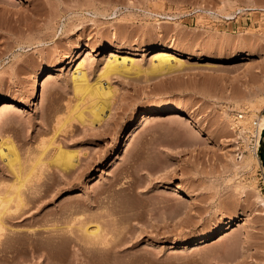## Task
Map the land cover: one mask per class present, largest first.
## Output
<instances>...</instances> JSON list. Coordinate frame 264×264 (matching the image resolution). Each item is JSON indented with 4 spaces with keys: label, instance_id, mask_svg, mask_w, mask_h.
<instances>
[{
    "label": "rangeland",
    "instance_id": "obj_1",
    "mask_svg": "<svg viewBox=\"0 0 264 264\" xmlns=\"http://www.w3.org/2000/svg\"><path fill=\"white\" fill-rule=\"evenodd\" d=\"M163 46L180 49L182 69L146 74ZM123 56L143 71L104 77L111 107L93 125L79 120L78 62L93 85ZM46 70L52 76L36 109L32 89ZM259 95L264 0H0V139L12 141L24 187L34 190L28 220L13 223L21 242L0 264H263L264 133L256 170L237 171L231 159L264 113L245 97L257 103ZM160 110L135 136L121 135L112 159L120 128ZM176 110L188 114L168 117ZM239 114L245 131L234 124ZM59 146L77 154L74 167L53 160ZM16 183L0 157V197L15 195ZM87 222L99 225L100 237L83 232ZM53 223L60 244L32 248L52 236Z\"/></svg>",
    "mask_w": 264,
    "mask_h": 264
},
{
    "label": "bare ground",
    "instance_id": "obj_2",
    "mask_svg": "<svg viewBox=\"0 0 264 264\" xmlns=\"http://www.w3.org/2000/svg\"><path fill=\"white\" fill-rule=\"evenodd\" d=\"M166 50H167L166 47L164 46L161 47V49L159 50L160 53L156 55V59L152 61L149 69L144 70L146 74L163 75V74H169L172 72H176L182 69L184 62L181 58L176 56L178 55L179 53L178 51H180V49L173 50L172 54H169ZM85 65H86L85 61L80 60L78 62L77 69L79 73H81V75H78V74L73 75L75 90L76 92H78V94L82 95L81 99H79V101L80 100L82 101L81 103L79 102L76 105V108H75L76 112H74L75 113L74 116L79 118V120L81 119L82 121H86L88 120V118H90L91 124L93 125L95 121L100 122L103 120V113L106 111L107 108L111 107V98L114 96L113 95L114 90H112L111 86L109 85L104 86L102 79L104 77H108L112 73H124V74L132 73V72L139 73L143 70L138 66V64L135 62L133 58L129 59L127 56H123L121 59H119L118 57H114L113 59L107 62L106 66L104 67L103 74L100 75L96 83L92 85L91 83H88L87 81L88 78L87 76H85L86 72L83 71L85 70L84 69ZM51 76H52V72L50 70H46L44 75L40 78V80L33 87L32 95H31V102H32L33 108H36V109L39 108V99L41 97V90L47 86ZM254 96H256V94ZM86 97H88V99L91 102V103L89 102L90 109L83 107V104L84 106H86L85 102L82 104L83 100L86 99L87 101ZM245 98L247 99L251 107L255 109H259L260 107H262L264 109V96L261 97L259 100L257 99L258 100L257 103H255L254 100H252L249 96ZM243 100H244V97H243ZM0 103H1V100H0ZM5 106L11 107L12 105H8L7 103ZM85 108L87 109V111L89 110V117L87 115L88 113ZM163 113L164 111H161V110L154 111V112H145V113L135 116L133 125L130 127L128 131H126L124 127H121L119 130L120 133L118 134V137L115 138V141H113V145L111 149L112 159L115 156L117 157L121 151V135L122 134H124L125 132H126L125 134L130 132L129 136H135L139 132V129L142 124H144L145 122L151 119L160 118ZM168 114H170L168 117L172 118V117H180L188 113L184 111L176 110V111H170ZM226 115H227V112H226ZM254 121L255 120H253V122ZM256 121L258 125L256 126V128H254L252 132L253 134L249 136V139L252 138L253 140H255L254 146L257 147L260 144L261 138L263 137L264 113L257 114ZM240 122H243V120H237L234 124L239 126V131H243V130L245 131L246 130L245 126L242 125V123ZM196 126L199 129L203 128V125L200 122H197ZM57 149L58 150L55 153V156L53 159L55 162H57V164H59L64 169H68L76 165L75 163V159L77 158L76 153H72L70 151H64L62 150L61 146H59ZM0 157L7 158L8 164L14 168L16 175H17L16 194L14 193L15 195L13 196L10 195L7 197H0V254H5L6 251H8L10 247L17 244L21 240L22 233H20V231L17 229L19 227L15 228V226H13L14 225L13 223L15 222L24 223L26 220H28L29 216L26 214V211L23 209L29 203L28 194L30 193V191L31 193H34L33 192L34 190L33 188L31 190V188L29 189V188L24 187L25 185L24 180L26 178L25 179L22 178L23 172H22V169L20 168L21 167L20 156H19V153L16 147L12 143V141H9L8 139H0ZM231 159L234 160L233 161L234 166L237 171H241V170H245V171L251 170L252 171V170H256V168L261 166L260 158L255 152H252L251 155L246 154L245 156H243L242 159L236 160L235 157ZM36 164L30 167V171L28 172V174L32 173L35 170ZM28 190L30 191L28 192ZM179 192H183L184 194H187V195L190 194L189 191H187L186 189L182 187H180ZM262 200H263L262 202H264V199ZM13 201H15L16 203L15 206H13L14 204L12 205V203H14ZM233 222H234V219L230 217L228 221L225 222L224 225L221 226L220 232L224 233L226 230L230 229L232 227ZM56 224L57 223L55 224L53 223L52 225H50L52 227L51 228L52 236L50 235L51 236V237L49 236L50 238H48L47 240L40 239L41 242L40 241L31 242L30 246L32 248H38L40 246H44L45 243L51 244V246L57 245V243L60 244L57 239L59 236L57 235L59 231L61 230V228L58 227ZM90 224L91 223H88V222L85 223L84 225L82 224L81 228L83 232L89 237H93V238L100 237L102 233L100 232L101 228L99 227V225H96V224L90 225ZM209 237H210V233L204 234L200 238L201 242H199L197 245L204 242V240Z\"/></svg>",
    "mask_w": 264,
    "mask_h": 264
},
{
    "label": "built area",
    "instance_id": "obj_3",
    "mask_svg": "<svg viewBox=\"0 0 264 264\" xmlns=\"http://www.w3.org/2000/svg\"><path fill=\"white\" fill-rule=\"evenodd\" d=\"M243 118H244V114H239V118H237V120H242ZM257 125H258V123L255 120L253 122L252 126H253V128H256ZM238 131H239V127H238ZM254 143H255V140H253L252 138H250L249 142H243L242 139L238 140V142H236V146H235L236 157L239 159H242L243 156H245L248 152H256V154L259 156V146L261 144V141L257 147L254 146ZM263 177H264V175H263Z\"/></svg>",
    "mask_w": 264,
    "mask_h": 264
},
{
    "label": "trees",
    "instance_id": "obj_4",
    "mask_svg": "<svg viewBox=\"0 0 264 264\" xmlns=\"http://www.w3.org/2000/svg\"><path fill=\"white\" fill-rule=\"evenodd\" d=\"M263 156H264V152H263Z\"/></svg>",
    "mask_w": 264,
    "mask_h": 264
},
{
    "label": "water",
    "instance_id": "obj_5",
    "mask_svg": "<svg viewBox=\"0 0 264 264\" xmlns=\"http://www.w3.org/2000/svg\"><path fill=\"white\" fill-rule=\"evenodd\" d=\"M264 133V132H263Z\"/></svg>",
    "mask_w": 264,
    "mask_h": 264
}]
</instances>
